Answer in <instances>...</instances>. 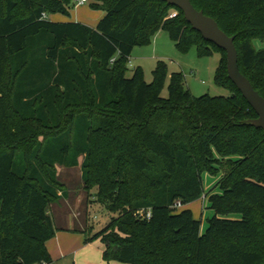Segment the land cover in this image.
Segmentation results:
<instances>
[{"label": "trees", "instance_id": "16d2710c", "mask_svg": "<svg viewBox=\"0 0 264 264\" xmlns=\"http://www.w3.org/2000/svg\"><path fill=\"white\" fill-rule=\"evenodd\" d=\"M190 1L235 36L240 70L264 96V48L254 44L264 0ZM74 4L0 0V264L51 262L57 166L82 156L88 195L118 213L82 231L108 262L264 264V129L246 123L258 115L228 76L227 52L164 0H95L106 11L95 27L48 19ZM162 29L183 52H221L215 81L231 95L194 96L164 60L151 82L139 66L127 77L133 48ZM203 171L222 173L219 193L204 191ZM203 196L214 210L205 232L192 209L174 206Z\"/></svg>", "mask_w": 264, "mask_h": 264}, {"label": "rangeland", "instance_id": "374dc122", "mask_svg": "<svg viewBox=\"0 0 264 264\" xmlns=\"http://www.w3.org/2000/svg\"><path fill=\"white\" fill-rule=\"evenodd\" d=\"M95 0L75 4L70 8L69 14L55 13L62 20L74 19L78 22H86L89 25H97L99 20L106 14L101 8H93L91 4ZM101 3V1H98ZM256 47L264 48V39L254 41ZM221 52L213 50L207 56H199L196 47H192L188 52H183L176 47L168 31L162 29L152 37L151 42L146 45H136L132 50L130 61L128 62L127 77H131L135 67H142L146 82L153 79V70L158 60L166 61L169 72L182 71L185 74L186 87L195 96L204 94L212 96L227 97L231 95L228 88L215 81V74L219 66L220 59H223ZM163 91V96L168 95V82ZM80 157L78 166L71 168L58 165V179L62 183L63 192L55 203L49 207V213L54 221V229L57 236L49 242L48 250L51 255V262L47 264H130L127 262L110 261L103 259L104 245L100 240L84 243L83 235L76 231H66L62 228H74L88 230L94 228L98 232L104 228L112 217H117L118 213H111L103 206L92 199L85 190V182L82 178V161ZM221 172L203 171V189L206 192H220L218 181ZM189 206L194 208L197 204L196 218L202 221V231L208 227V219L214 215V210L209 207V201L203 196ZM184 207V206H183ZM182 208V207H181ZM50 247V248H49ZM51 249V251H50Z\"/></svg>", "mask_w": 264, "mask_h": 264}, {"label": "water", "instance_id": "95a60500", "mask_svg": "<svg viewBox=\"0 0 264 264\" xmlns=\"http://www.w3.org/2000/svg\"><path fill=\"white\" fill-rule=\"evenodd\" d=\"M164 1L171 6L179 7L186 20L195 30L199 31L206 40L213 42L217 47L227 52L228 76L237 85L242 95L246 97L258 115L256 118L247 119L246 123L258 129H264V96L254 88L251 80L240 70L235 36H230L224 32L215 18L207 16L202 10H198L190 0Z\"/></svg>", "mask_w": 264, "mask_h": 264}, {"label": "crops", "instance_id": "0c3cea01", "mask_svg": "<svg viewBox=\"0 0 264 264\" xmlns=\"http://www.w3.org/2000/svg\"><path fill=\"white\" fill-rule=\"evenodd\" d=\"M48 19H51V20H53V21H56V22H66L67 20H62V18L59 16V15H57V14H50V15H48ZM68 21H73V22H78V21H76V20H74V19H71V20H68ZM83 22V21H82ZM81 22V23H82ZM84 23H86V22H84ZM87 24V23H86ZM89 25V24H88ZM90 26H92V27H95V25H90ZM199 200H201V199H199ZM198 200V201H199ZM198 201H194V202H198ZM193 202H191V203H188V204H185V205H183L184 207H187V208H189V209H192V208H190L189 206H187V205H190V204H192ZM195 209H196V211H198V207H197V204L195 205V207H194ZM192 209V211H193V213H194V216L196 215V211H195V209ZM195 218H196V216H195ZM197 219V218H196ZM62 229H67L66 231H73V230H76V231H78V232H80L82 235H83V239H84V234L82 233V229H72V228H62ZM56 236H57V233H56ZM56 238V237H55ZM54 239H51V240H49L48 242H47V244L49 245V242H51V241H53ZM50 248V247H49ZM50 251H51V249H50Z\"/></svg>", "mask_w": 264, "mask_h": 264}, {"label": "built area", "instance_id": "2783aa9c", "mask_svg": "<svg viewBox=\"0 0 264 264\" xmlns=\"http://www.w3.org/2000/svg\"><path fill=\"white\" fill-rule=\"evenodd\" d=\"M75 1H77L78 4H81V3L88 2L89 0H75ZM176 15H177V11L176 10H172L171 13H170V15H169V17H175ZM45 17H46V15H45ZM174 206L176 208H181L183 206V204L181 203V201H177L174 204ZM140 214L142 216H144L145 218L150 219V217L152 215V212H151V210H148L147 212H145V211L142 210V211H140Z\"/></svg>", "mask_w": 264, "mask_h": 264}]
</instances>
